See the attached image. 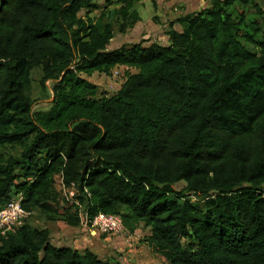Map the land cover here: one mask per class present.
<instances>
[{"label": "trees", "instance_id": "obj_1", "mask_svg": "<svg viewBox=\"0 0 264 264\" xmlns=\"http://www.w3.org/2000/svg\"><path fill=\"white\" fill-rule=\"evenodd\" d=\"M139 1L111 22L95 0H0V147L19 149L0 155V207L21 193L32 213L0 237V264H122L31 223L76 228L80 211L148 229L164 264H264V0H211L168 22V46L107 50ZM35 67L47 111L32 110ZM120 67L136 72L112 96L82 77Z\"/></svg>", "mask_w": 264, "mask_h": 264}, {"label": "rangeland", "instance_id": "obj_2", "mask_svg": "<svg viewBox=\"0 0 264 264\" xmlns=\"http://www.w3.org/2000/svg\"><path fill=\"white\" fill-rule=\"evenodd\" d=\"M95 2L100 8L99 10L93 12L91 16L97 18L103 10L107 15L106 19L113 22L112 12L118 7L117 0H95ZM209 3L210 0H140L136 5L141 18L140 25L143 24V26L147 28L133 32V36H130L129 34V36H126V38H123L124 35L122 34H116L115 37L110 41L108 50L115 49L123 44L134 43H142L143 46H148L152 42H156L164 45L166 43V38L163 36L165 30L167 29L169 21H172L176 16H180V12L182 11V9H186L188 13H191L207 7ZM148 23L149 25L150 23L158 25L154 27L151 25L149 26ZM135 72V69H123L122 67L114 69L111 72V75L94 73L90 77H82L87 79L90 83L98 86L99 93L101 95L112 96L120 89V86L125 81L127 75L133 74ZM41 76L42 72L40 67H35L30 73L31 85L29 96L32 99V110L34 112L47 111L50 108V103L53 96V82L47 81L45 82L44 87H42L40 84ZM18 153V148L13 149L10 147H0L1 156L7 157L16 155ZM184 187L185 184L183 182H180L173 186V188L177 191H183ZM31 223L32 226L36 228H47L50 232L52 243L55 245H60L59 238L61 237V235L65 237L66 235H69V231H67L68 227L65 224L61 222H45L39 215H35L31 220ZM136 233L137 235H134V237L138 238V240L144 238L147 235L146 229L142 227H140ZM120 242H122V240ZM124 243L127 244L126 241H124ZM133 244H136L137 246V243L133 242ZM134 245L130 247V250L132 252H136L138 250L137 247L134 248ZM117 251L118 252H115L114 256H116V258H118L121 262H126L129 259L128 254H130V252H128L127 250H123L122 248L117 249ZM128 264H133V262L129 261ZM135 264H137V262Z\"/></svg>", "mask_w": 264, "mask_h": 264}, {"label": "crops", "instance_id": "obj_3", "mask_svg": "<svg viewBox=\"0 0 264 264\" xmlns=\"http://www.w3.org/2000/svg\"><path fill=\"white\" fill-rule=\"evenodd\" d=\"M169 3H170V1H169ZM169 3H168V5H169ZM174 10H176V9H174ZM165 14H166V12H165ZM184 14H188L186 9H184V10L182 9V11L180 12V15H184ZM176 17H178V16H176ZM169 22H171V21H169ZM140 23H141V18H140V21L137 22L132 29L128 30L125 34H122V35H124L123 38H126V36L128 37L129 34H130V36H133L134 35L133 32L139 31L140 29L147 28V27H144L143 24L140 25ZM148 25H149V23H148ZM150 25L156 27L158 24H154V23L151 24L150 23ZM172 28H173V30H175L178 33H181V31H182L179 24H173ZM163 37L166 38V43L164 45H161L159 43H157V44L161 45V46H168L170 43L168 41V37L166 36L165 32H164ZM152 43H156V42H152ZM144 47H146V46H144ZM107 50H108V46H107ZM112 50H114V49H112ZM120 68H122V67H120ZM123 69H127V68L123 67ZM67 231H69V235H66V237L61 235V237L59 238V240H60L59 244L60 245L54 244L55 246H57V247L67 246V247H71V248H73L79 252H84L85 250H89V251L95 253L99 258L104 259V260L109 259V258L118 260V258H116V256H114V255H115V252H118L117 249L122 248L123 250H127L128 252H130V254H128V252H127V254L129 255V259H130V261L133 262V264H135L136 262H137V264H164L165 263L164 259L161 256L152 253L150 251L148 245L145 243L144 238L148 235V229H146L147 235L144 238H141L140 240H138V238L134 237V235H137L136 232L138 231V229L134 231L131 238H129V239L118 238V237L109 239V238H106L104 236L93 235L90 232H88L87 230L82 229L80 226L76 227V228L75 227H68ZM135 239L137 240V242ZM121 240H122V242H120ZM124 241H126L127 244L124 243ZM51 242H52V239H51ZM129 242L131 243L132 246L134 245L133 242L137 243V246H136V244L134 245V248L137 247V249H138L136 252H132L130 250Z\"/></svg>", "mask_w": 264, "mask_h": 264}, {"label": "built area", "instance_id": "obj_4", "mask_svg": "<svg viewBox=\"0 0 264 264\" xmlns=\"http://www.w3.org/2000/svg\"><path fill=\"white\" fill-rule=\"evenodd\" d=\"M56 188L59 192H62L65 195V186L61 178L57 179ZM22 202H23V195L21 193H16L12 195L10 199L2 207H0V213H4L10 210V207L13 204L19 203L21 209L25 213V215L21 218H18L16 222L14 223L10 222L12 229L11 231H6L9 225H4L3 227H0V233H4L0 235V237H5L7 234L10 233H15L17 229L31 217L32 213L23 208ZM79 216L81 220L80 227L84 230H87L93 235H100L109 239L116 237L129 239L132 236V234L128 233L127 230L124 229L120 217L116 215L98 214L94 216L92 219H89L86 213L80 211ZM131 246L132 245L129 242V247ZM118 261L121 262L119 259ZM129 261L130 259L126 261L127 263L125 261H122L121 263L128 264Z\"/></svg>", "mask_w": 264, "mask_h": 264}, {"label": "clouds", "instance_id": "obj_5", "mask_svg": "<svg viewBox=\"0 0 264 264\" xmlns=\"http://www.w3.org/2000/svg\"><path fill=\"white\" fill-rule=\"evenodd\" d=\"M25 215L24 211L21 209L19 203H15L10 207V210L0 213V227L4 225H9L6 231H11V223L16 222L18 218H21ZM4 233H0L2 235Z\"/></svg>", "mask_w": 264, "mask_h": 264}]
</instances>
